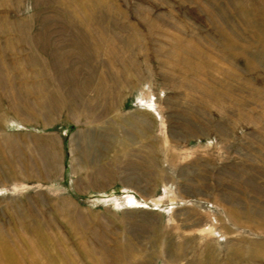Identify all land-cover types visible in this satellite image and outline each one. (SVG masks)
<instances>
[{
  "label": "rangeland",
  "instance_id": "rangeland-1",
  "mask_svg": "<svg viewBox=\"0 0 264 264\" xmlns=\"http://www.w3.org/2000/svg\"><path fill=\"white\" fill-rule=\"evenodd\" d=\"M0 264H264V0H0Z\"/></svg>",
  "mask_w": 264,
  "mask_h": 264
}]
</instances>
